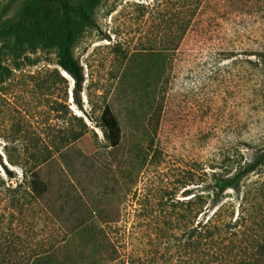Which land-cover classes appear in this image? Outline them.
Returning a JSON list of instances; mask_svg holds the SVG:
<instances>
[{
  "label": "rangeland",
  "instance_id": "1",
  "mask_svg": "<svg viewBox=\"0 0 264 264\" xmlns=\"http://www.w3.org/2000/svg\"><path fill=\"white\" fill-rule=\"evenodd\" d=\"M70 1L86 4L95 20L74 12V52L87 76L85 109L94 107L92 93L96 117L113 103L125 124V144L112 154L126 194L106 192L105 174L79 141L68 165H44L42 198L13 206L8 186L26 178L34 154L62 145L68 117L78 127L75 117L85 116L107 139L64 79L63 1L0 0V249L48 248L62 231L47 203L54 196L68 226L92 207L109 208L122 252L109 264H191L195 238L187 231L227 200L237 233L226 241L236 259L264 264V160L239 188L216 187L264 152V0ZM199 191L207 198L195 215L186 202Z\"/></svg>",
  "mask_w": 264,
  "mask_h": 264
},
{
  "label": "trees",
  "instance_id": "2",
  "mask_svg": "<svg viewBox=\"0 0 264 264\" xmlns=\"http://www.w3.org/2000/svg\"><path fill=\"white\" fill-rule=\"evenodd\" d=\"M62 1L64 6L62 23L65 32L63 44L64 66L75 78L73 98L90 120H97L98 125L104 131L107 141H101L98 131L85 116L75 117L79 120L78 127L73 126L71 117H68L67 124L62 127V145L57 147L54 142L51 145L49 153L46 155H39L40 153L34 154V164L25 169L26 178L16 185L10 184L8 186L7 191L12 196L13 206L23 204L28 196L36 197L37 199L42 198L44 190H46L40 178L44 165L50 162L61 164L63 161L65 165H68L67 153L79 141H83L85 146L84 151L90 154L91 164L96 166V170L105 174L102 183L104 182L106 192L109 195L115 191L119 195L126 194L125 188L115 173V156L112 154L114 150L121 148L125 144L127 139L125 124L117 114L113 103L106 104L96 117L93 113L98 107V101L94 100L92 93L89 96L94 107L91 110L85 109L82 91L84 90L87 76L84 65L77 59L74 52L77 28V19L74 12L81 10L86 20L89 22H95V20L86 4L73 5L70 0ZM69 78L64 76L68 84L70 83ZM114 100L117 102L116 97ZM61 104L67 114H69L70 106L68 99L65 102H61ZM54 140L55 138H53ZM103 150H109L110 153L105 154ZM98 155H102V157H97ZM0 157H2L1 153ZM262 160H264V152L259 159L250 162L245 167H241L236 173L218 178L216 187L220 192H225L229 188H239L243 177L250 171L255 170ZM2 163L8 174L13 176V169L8 164ZM69 166L72 173L77 176L76 179L79 184H81L76 169L72 165ZM64 168L65 166L62 167V169ZM30 170L33 177H30L28 174ZM81 190L85 195L91 197V199L94 197L83 185L81 186ZM184 192L191 193L190 187L186 188ZM206 198V195L199 191L190 196L189 201L186 203L190 205V210L193 207L194 210H192L197 215L204 206L201 203H205ZM178 201L179 203H184L181 198ZM47 203L51 205V213L60 221V225L62 226L61 235L52 238L48 248L24 251V255H19L22 249L17 248V245L10 244L7 250L0 249V264H109L121 257V249L109 230L113 228L111 225L112 221L117 219L109 218L112 215L108 207H92V210L87 215L77 217L72 226H68L61 221L63 217H60L59 213H55L57 211L54 208V196H52V199H48ZM231 206H233L232 203L230 204L227 200L223 201L218 208L213 209V215L207 221H204L202 224H194L187 231L190 236L195 238L193 241L194 250L191 264H251L247 261L237 260V254H234L232 250L233 246L229 245L226 241V239H230L228 233L230 232V228L236 226L235 222L231 219L234 218L232 217L234 210L231 212L229 210ZM217 233H220L222 237H219ZM230 233L236 235L237 232L231 231ZM232 240L235 239L232 238ZM221 249H223V252H221ZM226 250L229 251L226 252ZM17 256H22V259H19Z\"/></svg>",
  "mask_w": 264,
  "mask_h": 264
},
{
  "label": "bare ground",
  "instance_id": "3",
  "mask_svg": "<svg viewBox=\"0 0 264 264\" xmlns=\"http://www.w3.org/2000/svg\"><path fill=\"white\" fill-rule=\"evenodd\" d=\"M64 71V73L67 75V76H69L70 78H71V80H72V85L74 86V84H75V78L66 70V69H64L63 70ZM82 114H84L83 112H82Z\"/></svg>",
  "mask_w": 264,
  "mask_h": 264
}]
</instances>
